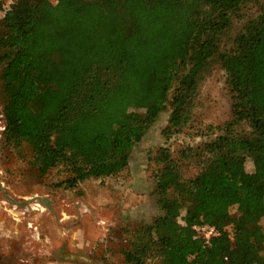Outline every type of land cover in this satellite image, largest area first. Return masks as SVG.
Masks as SVG:
<instances>
[{
  "label": "trees",
  "instance_id": "1",
  "mask_svg": "<svg viewBox=\"0 0 264 264\" xmlns=\"http://www.w3.org/2000/svg\"><path fill=\"white\" fill-rule=\"evenodd\" d=\"M257 1L0 0L3 138L40 177L60 165L71 174L57 185L119 174L168 106L167 138L214 134L153 156L160 212L133 231L125 264H229L246 242L260 259L237 264L264 263V2L230 32ZM217 65L232 114L203 124L200 90ZM190 161L199 171L186 176ZM222 188L237 190L233 212H219Z\"/></svg>",
  "mask_w": 264,
  "mask_h": 264
},
{
  "label": "rangeland",
  "instance_id": "2",
  "mask_svg": "<svg viewBox=\"0 0 264 264\" xmlns=\"http://www.w3.org/2000/svg\"><path fill=\"white\" fill-rule=\"evenodd\" d=\"M263 2L258 0L244 9L243 17L235 19L231 35L245 19L257 13ZM225 79V70L217 65L201 86L196 111L203 124H223L231 118V94ZM3 104L0 86V186L16 200L39 195L49 197L52 202L50 208L38 199L17 205L0 189L1 264H125L122 251L129 245L133 231L151 222L160 212L153 174L159 163L153 156L161 146H170L178 157V150L184 146L197 145L214 136L181 132L167 138L163 129L172 111L168 106L136 143L130 164L122 172L88 178L73 186L57 185L71 174L68 166L51 168L40 177L5 144ZM137 107L144 109L143 98L138 100ZM125 119L130 120V115L126 114ZM239 128L246 129L248 125L243 123ZM77 157L75 155L74 159ZM198 171L199 166L194 161L183 167L186 176ZM220 195L227 200L228 207L219 212H233L238 201L237 190L222 188ZM262 227L264 229L263 220ZM233 256L229 264H237L239 258L259 260L260 252L253 242H246L242 251L233 252Z\"/></svg>",
  "mask_w": 264,
  "mask_h": 264
},
{
  "label": "water",
  "instance_id": "3",
  "mask_svg": "<svg viewBox=\"0 0 264 264\" xmlns=\"http://www.w3.org/2000/svg\"><path fill=\"white\" fill-rule=\"evenodd\" d=\"M3 118H5V116H3ZM0 189L4 190V196L9 199L12 203L17 204V205H23L24 203L31 201V200H35L38 199L39 201H41L42 203H44L45 205H47L49 208L51 207V202L52 200L47 197V196H35V197H31L28 199H23V200H16L13 196H11L10 194H8L6 192V189L1 185Z\"/></svg>",
  "mask_w": 264,
  "mask_h": 264
},
{
  "label": "built area",
  "instance_id": "4",
  "mask_svg": "<svg viewBox=\"0 0 264 264\" xmlns=\"http://www.w3.org/2000/svg\"><path fill=\"white\" fill-rule=\"evenodd\" d=\"M201 233L205 235V237L209 238L211 236L219 234L220 230L214 225H200L197 226Z\"/></svg>",
  "mask_w": 264,
  "mask_h": 264
}]
</instances>
